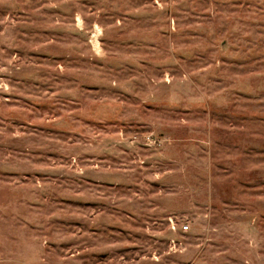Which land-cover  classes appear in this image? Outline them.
<instances>
[{"label": "rangeland", "instance_id": "rangeland-1", "mask_svg": "<svg viewBox=\"0 0 264 264\" xmlns=\"http://www.w3.org/2000/svg\"><path fill=\"white\" fill-rule=\"evenodd\" d=\"M0 264H264V0H0Z\"/></svg>", "mask_w": 264, "mask_h": 264}, {"label": "built area", "instance_id": "built-area-1", "mask_svg": "<svg viewBox=\"0 0 264 264\" xmlns=\"http://www.w3.org/2000/svg\"><path fill=\"white\" fill-rule=\"evenodd\" d=\"M174 227V226H173ZM189 229V226L187 224L182 225L181 230L186 231Z\"/></svg>", "mask_w": 264, "mask_h": 264}]
</instances>
